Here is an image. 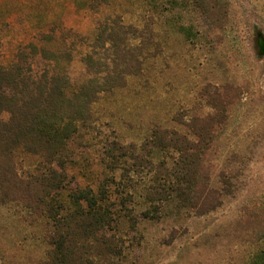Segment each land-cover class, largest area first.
<instances>
[{
	"label": "rangeland",
	"instance_id": "374dc122",
	"mask_svg": "<svg viewBox=\"0 0 264 264\" xmlns=\"http://www.w3.org/2000/svg\"><path fill=\"white\" fill-rule=\"evenodd\" d=\"M104 25L141 47L140 70L91 104V119L67 141L62 162H54L66 179L52 195L66 207L69 192L90 187L96 193L104 183L112 222L98 235L115 245L110 264H246L262 242L264 216V56L258 48L264 0H0V65L30 42L67 50V74L79 84L104 74L102 62L111 59L107 45L93 42ZM87 54L95 60L91 67ZM30 62L35 75L53 70L40 55ZM204 124L213 127L212 145L202 154L212 162L209 183L218 186L225 172L232 191L203 214L166 207L158 217H144L145 188L162 156L169 161L172 154L154 148V133L167 128L194 138L191 127ZM118 144L152 163L124 175L110 171L107 154ZM20 158L24 169L33 166ZM252 205L256 211L243 214ZM50 231V220L22 201L0 200V264H42Z\"/></svg>",
	"mask_w": 264,
	"mask_h": 264
},
{
	"label": "trees",
	"instance_id": "16d2710c",
	"mask_svg": "<svg viewBox=\"0 0 264 264\" xmlns=\"http://www.w3.org/2000/svg\"><path fill=\"white\" fill-rule=\"evenodd\" d=\"M95 41L111 49V59L102 62L104 74L88 76L79 84L71 82L67 74L71 58L67 50L52 51L30 42L19 48L12 62L0 65V115L3 111L9 114L7 120L0 117V200L22 201L50 220V249L42 264H110L109 256L116 249L108 238L98 235L112 222L104 183L98 185L96 193L90 187L69 192L66 207L52 195L66 179L54 162H62L60 155L67 141L91 119V104L101 92L119 87L126 75L140 70L142 49L129 45L124 31L98 27L93 34ZM36 55L50 61L53 70L33 74L30 59ZM84 61L91 67L95 60L87 54ZM191 129L194 138L167 128L154 133V148L172 154L169 161L162 156L149 179L144 217H158L166 207L177 213L187 209L203 214L219 206L223 196L232 191L231 175L225 172L219 173L218 186L209 183L212 162L202 154L212 145L207 138L212 125ZM117 149L121 152L115 153ZM21 154L33 160V166L24 169ZM107 156V168L120 169L122 175L134 167H147L142 156L119 144ZM248 210L256 211V207L245 206L243 214ZM259 218L262 242L247 255L246 264H264V216L259 214Z\"/></svg>",
	"mask_w": 264,
	"mask_h": 264
},
{
	"label": "water",
	"instance_id": "95a60500",
	"mask_svg": "<svg viewBox=\"0 0 264 264\" xmlns=\"http://www.w3.org/2000/svg\"><path fill=\"white\" fill-rule=\"evenodd\" d=\"M258 48L259 53L264 56V40L261 37L258 38Z\"/></svg>",
	"mask_w": 264,
	"mask_h": 264
}]
</instances>
